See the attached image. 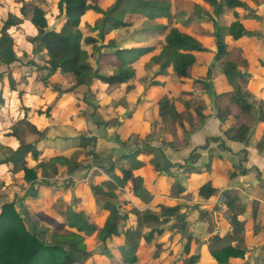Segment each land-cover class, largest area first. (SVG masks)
<instances>
[{
  "label": "trees",
  "instance_id": "16d2710c",
  "mask_svg": "<svg viewBox=\"0 0 264 264\" xmlns=\"http://www.w3.org/2000/svg\"><path fill=\"white\" fill-rule=\"evenodd\" d=\"M5 2L11 10L0 30V64L11 66L19 61L20 51L15 33L26 24L34 32L29 41L34 45L33 51L41 54L45 60L44 69L48 74L39 80L43 92L38 95L46 108L38 107L35 110L37 117L53 119L54 106L68 96L74 97V101L80 100L81 89H85L82 97L84 102L93 88L104 89L105 95L112 100L119 97L113 107H105L112 112L116 105V110L121 109L128 96L137 99L146 96L152 89H159L151 99L143 102L145 116L148 123L154 122L156 129L161 126L165 142L173 149H185L193 132L202 128L213 113L226 126L223 137L230 142L248 145L254 130L261 131L257 148L264 152V99L253 102L254 95L249 91L253 80L249 71L251 63L244 52V46L253 40H260V35L254 28L245 25L243 14L237 11L250 10L244 0H116L107 7L103 6V0H57V17L64 16V20L55 29L50 28L48 13L51 9L47 8L46 0ZM4 7L0 5V8ZM251 15L260 20V16L252 12ZM92 17L96 18L94 23L87 21ZM140 19H146L144 31L149 34V44L122 48L116 38H111L106 47L114 50L101 52L97 68H94L89 61L92 56L83 49L82 44L93 45L94 52L100 51L101 46L97 47L98 39L95 37L84 36L86 30L97 33L100 40L104 41L114 30L131 27L134 20ZM199 37H213L216 50L207 48ZM23 55L26 53L23 52ZM111 65L115 71L110 75L104 74ZM149 67L156 70L146 80V68ZM199 71L203 74H199ZM219 71L221 76L218 75ZM142 79L146 81L144 85ZM9 82L11 91H16L17 84L12 76H9ZM217 83L226 88L217 93L214 90ZM27 88L23 90V98L24 94H32ZM0 101L4 102L3 98ZM23 108L24 117L13 120L10 132H6L16 147L11 148V155L0 161V165L7 166L10 176L23 174V184L29 186L20 200L24 207L25 198L38 199L35 184L39 180H53L63 170L72 174L85 168L87 163L80 160L81 156L92 157L95 162L99 161L100 156L96 152L95 136H80V151L70 157L47 149L45 140L48 131L32 122L31 107ZM111 117V121H95V125L108 126L117 121L116 116ZM223 137L207 139L202 149L209 150L211 143H219L220 149L227 150ZM116 138L122 146L127 147L119 135ZM148 150L147 147H139L135 153L129 150L128 154L123 152L106 172L111 180L91 185L92 197L100 204V214L108 212L103 225L94 223L92 216L84 210L77 212L68 209L67 225L39 213L41 220L54 225L53 232L50 227L41 226L38 222L29 228L27 220L30 218L28 215L22 218L17 202L5 203L0 213V264H85L95 254L118 264L119 260L114 257L109 246V243L117 239L123 240L120 251L122 264H139L142 244H158L169 232L168 225L173 220L177 222L170 230L188 232L190 223L186 213H181L187 207L185 203L164 207L162 215L151 210L140 211L135 208L125 212L121 209L117 190L129 189L133 199L145 205H150L154 199V193L144 186L143 177L136 174L137 170L145 166L138 157L140 154H148ZM244 155L243 160L247 161V150ZM30 159L36 163L34 166L30 165ZM199 159L200 154L194 152L189 160L196 164ZM123 161L129 166L126 167ZM212 162L211 156L204 169H198L193 164L186 169V173L210 174ZM119 163L121 176L115 173ZM155 166L158 171L162 170L157 163ZM237 167L230 174L231 179L245 176L249 172L244 166ZM185 192L183 186L175 183L170 197L185 199L190 195ZM221 192L208 176L198 188V197L204 202H210ZM223 195V205L214 209L218 215L217 221L206 209L199 211L196 220L206 224L211 235L207 243L208 256L191 252L192 244L201 242L189 234L188 242L181 252L183 257L180 256L182 264H203L205 259L215 264H231L244 260L249 253L246 237L249 220L245 218L248 207L241 203L235 189ZM259 207L260 204L254 202L250 208L252 231L257 239L255 245L264 237V223L258 219ZM130 214L136 216L137 221L129 226L127 222ZM221 219L226 223L227 231L213 235ZM121 222L125 224L121 226ZM64 229L66 231L63 232ZM49 232L52 234L48 242ZM92 238L101 245L100 252L89 249L88 241ZM162 252L159 247L154 259L161 260L165 254ZM178 263L177 258L170 264Z\"/></svg>",
  "mask_w": 264,
  "mask_h": 264
},
{
  "label": "rangeland",
  "instance_id": "374dc122",
  "mask_svg": "<svg viewBox=\"0 0 264 264\" xmlns=\"http://www.w3.org/2000/svg\"><path fill=\"white\" fill-rule=\"evenodd\" d=\"M46 1L48 2L46 4L48 6L47 8L51 9V11L49 10L50 12L48 13L50 28H58L59 25L63 22L64 16L57 17V0ZM113 2L114 0H107L106 4ZM247 2V5L251 7L250 9L252 13L264 16V8L261 7V3L263 2V0H247ZM189 9L192 10L191 7ZM237 11L242 14L244 13L246 18L249 17V14L251 15V13H249L250 11L248 12L247 10L238 9ZM230 12L232 13L233 11ZM2 15L5 16V14ZM6 19L2 20V22L0 21V30L2 29L3 23L6 21ZM95 20L96 18L92 17L88 18L87 21L94 23ZM145 23L146 19L134 20L131 27L114 30L110 35L106 37L104 41L100 40L99 35L97 33H93L91 31L86 30V34L84 36L95 37L96 39H98L97 47L101 46L100 51L94 52L93 45H88L84 42L82 44L83 49H85L92 56L89 61L93 65V67L97 68V59L101 52L109 53L114 50L113 48L106 47L111 38H116V41L122 48H124L126 45H131L134 43L135 44L133 46H143L142 43H144L145 40L149 41V34L144 31ZM249 27L254 28V30H256L260 35V40L255 43L252 42L244 46V52L251 63L249 71L250 73H252L253 76V80L250 83L249 90L255 94L256 100L254 101L257 103L260 101L262 91H264V67H262V63H264V17L261 21L255 20V23H253ZM33 35L34 32L32 30V27L28 24H26L24 28L17 31L15 33V36L16 43L20 51L19 61L12 64L11 66L0 64V98H3L4 100V102L0 101V161L9 157L11 155V148L14 149V147H16L13 139L7 136V133L10 132V127L12 125L13 120L24 117L23 107L25 106H29L33 110L30 115L32 122L36 123L39 128L46 129L48 131L46 137V140H48V144H46L45 140V147L47 149L55 150L57 153L70 157L76 151H80V136H95L97 137L96 151L99 153L98 155H100V159L96 163L92 157L81 156L80 160H83L85 163L90 162V164H92H86L85 168H81L80 170L72 174H69L68 172L63 170L62 173L53 180H39L35 184V189H38L39 193L38 199L25 198L24 207L21 206L24 209V216L26 217L28 215L30 218V220H27L28 227L32 228V224L38 222L41 226L50 227L51 232H53L55 230L54 225L52 226L48 224L49 222L41 220V218L38 216L39 213H44L45 215L54 218L57 222L64 223L65 225H67L66 216L68 209H73L77 212L84 210L92 216L94 223L103 225L104 221L108 216V212L100 214V204L98 200L96 201V199H93L92 197L91 185L100 184L107 179L111 180L110 175L106 172L115 162V160H119V157L123 153L122 147L124 146L119 144V141L116 138L117 135H119L120 138L127 143L126 148L129 151L137 150L139 147L145 149L147 147L149 149L148 154L139 155L138 159L143 161L145 163V166L137 170L136 174L143 177L144 186L154 193L153 201L150 203V205H145L141 201L133 199V196L130 194L129 189H124L122 191L117 190L116 193L118 196V202L122 206V211L128 212L137 208L140 211L151 210L155 214L162 215L164 207H174L178 203L182 202L185 203L187 207L182 209L181 213H186L187 220L190 223L188 227V232L181 233L180 230H170V228H172V225L176 224L177 222L176 220H173L168 225L169 232L162 239H160L158 244L148 245L143 243L139 252L140 263L170 264L178 258V264H182L180 256L183 257L181 252L188 242L189 234H192L193 237L197 238L201 242V244L193 243L191 252L193 254H197L198 252H200L205 256V251L207 250V243L210 240L211 235L207 231V226L203 224V222H200L201 224L199 225V223L192 218V215H196V218H198L199 211L202 209H206L212 213L214 220L217 221L218 215L214 211V209L223 205L224 198H221V195H223L222 192L217 198H215L216 200L214 199L210 201L212 203L209 205V207H205L204 205H202V208L199 207L200 204L197 205L198 203H195V197H198L197 192L195 193V189H191V193H188L190 195L185 199L171 198L170 192L175 183H178L181 186L184 183V179H181L178 174L180 172V169H183V167H185L186 172V169H189L193 164H195V162H191V160H189L191 156L187 159H184V161L181 160V162H183L185 166H180V162L176 163L179 164V166L177 165L173 167V170L170 171L176 175L171 179L170 177H165V175L163 174V170L166 165L168 166V163L170 161L168 149L171 148L172 151L176 152L181 151L183 149L176 150L173 149L172 146H169L168 142H165V138L163 136V129L161 128V126L156 129L154 127V122L148 123L146 120H144V114H141L140 118L137 119L135 115H133L135 109L130 110V108H126L124 112H119L118 110H116L117 105L115 107L114 112L105 109L106 106L113 107L116 103H118L119 97H116L115 100L113 99L114 104H112V98L109 99L105 95L101 96L105 94L104 89L102 88H100L99 90L93 88L92 93L88 94V97H86L87 101L85 102L83 101V93L85 89L79 90L81 97L80 100L73 101L75 99H67L68 97H65L64 99L60 100L54 106L52 112L53 119L51 120L47 119L44 116L40 118L37 117V115L35 114V110L40 106L45 109L46 105L42 104L41 100H37V97H39V95L36 94V87L33 86L35 85L33 83L36 82L37 84H40L41 89H43L40 83L41 81L39 80L45 77L48 74V71L44 69V57L39 53H35L33 51L34 45L29 42L30 38L33 37ZM23 52L26 53V55H23ZM150 68L151 67H149L148 69L146 68L148 71V75L144 77L146 80L147 78L149 79L152 77L151 72L149 73ZM114 71L115 67L111 65L106 68L104 74L110 75ZM218 75L221 76L220 71ZM9 76H12L17 84L16 91L14 92H12L10 89ZM141 82L144 85L146 81L142 79ZM30 83L32 84V86L30 85ZM224 87L226 86L224 85ZM26 88L29 89L32 94H24L23 98V90ZM214 90H216V88H214ZM148 93L146 94V96H148ZM151 96L153 97V95ZM53 99L54 98H52V100ZM141 101L142 97H140V102ZM112 115L117 117V121H114L108 126L102 125L100 127H97L95 125V121H98L100 123L111 121ZM59 127H65L68 130H64V134L53 131V129L57 130V128ZM72 131H74L73 134ZM127 132L129 133L128 135ZM49 133H52L51 136H49ZM75 134L79 136L74 138L73 142L69 136ZM260 135L261 131L255 129L250 139V142L253 143V145H257ZM111 138L114 140V142H117L118 146L113 144ZM206 144L207 142L204 144V146ZM112 145L118 148L110 150ZM189 145L190 141L188 142V146ZM211 145L218 148L217 150L220 149L219 143H211ZM154 150H157L156 154L154 153ZM243 159L244 155L240 153L238 158H234V161H236L237 163L235 165L244 167L247 166V161H244ZM29 163L31 166H34L36 164L31 159L29 160ZM121 163L116 165L117 169L115 170V173L120 176L121 171L119 170V165H121ZM155 163H157L159 167L163 170L158 171L155 166ZM123 164L126 167L129 166L127 162L123 161ZM235 165H232L233 169H225V171L227 170V172L224 171V173L228 174V176L230 177V174L238 169V167ZM234 169L236 170L233 171ZM10 175L11 174L9 173L7 166L0 165V213L2 211L3 205L11 201L17 202V209L19 211V202L21 199H23V195L29 188V186L23 184V174H19L15 177ZM261 179L262 174H259L258 171H254V180H256L257 182L255 184V187H253L255 189V197L264 196V187L262 185L263 180ZM236 191L238 192V195L241 199V203L245 205V194L241 196L240 190L236 189ZM248 194L250 195V193ZM253 203L254 202H252V204ZM258 203L260 204L258 219L261 221V223H264V204L262 202ZM245 206L248 207L249 210L245 214V218L249 220V223L247 225L248 232L246 237L247 242L249 243V247L252 248L249 250V253L247 254L244 260L234 261L231 264H264V237L262 238V240H259L260 243L258 244V246H256L255 241L257 239L254 237L252 231L253 222L251 219L252 213L250 209L252 205ZM197 207L201 209L199 210L197 209ZM129 217L130 220L127 222V225L130 226L136 224V216L130 214ZM219 222L220 220L216 224L217 229L213 235H216L223 231L222 229H219ZM124 224L125 222H121V226ZM66 229H64L63 232L66 231ZM51 232H49L47 236L48 242L50 241V235L52 234ZM159 244H161L162 246H158ZM88 245L91 251L100 252L101 248L99 246L101 245L94 238L89 239ZM122 245L123 240L119 239L109 243L114 257L119 260L118 264H122L120 254ZM159 247L160 249H162V253L164 254L165 252V254L162 255L161 260L158 261L154 259V256L159 251ZM171 257H174V259L171 260ZM253 258L257 260L253 261ZM85 264L115 263H111L106 258H102L98 255L96 256L95 254L92 258L88 259ZM203 264L215 263H213L210 259H205Z\"/></svg>",
  "mask_w": 264,
  "mask_h": 264
},
{
  "label": "crops",
  "instance_id": "0c3cea01",
  "mask_svg": "<svg viewBox=\"0 0 264 264\" xmlns=\"http://www.w3.org/2000/svg\"><path fill=\"white\" fill-rule=\"evenodd\" d=\"M247 4V0H244ZM262 1V0H261ZM107 0H103V6L107 7L109 5H112L116 2V0H114L113 3H107ZM0 5H4V8H0V21L2 22V20H5L6 18H8V15L10 13L11 7L10 5L5 2V0H0ZM249 9L251 8L250 6H248ZM261 7L264 8V0L261 3ZM191 11V9H190ZM251 11V9L249 10ZM248 11V12H249ZM252 12V11H251ZM249 12V13H251ZM2 14H5V16H3ZM244 14V13H243ZM244 16V20L243 22L245 23L246 26H251L253 23H255V17L253 15L249 14V17L246 18L245 14ZM260 16V21L263 19V15H258ZM252 28V27H251ZM203 43L205 44V46L207 48L212 49L213 51L216 50V46H215V41L213 37H199ZM252 42H257V41H252ZM251 42V43H252ZM135 44V43H134ZM134 44L131 45H126L124 48L126 47H131ZM143 46H147L149 44L148 40H145L144 43H142ZM147 70V69H146ZM155 68L151 67L149 73L151 72V74H155ZM105 72V71H104ZM199 74H203V72L199 71ZM54 79H56V77H54ZM253 79V76H252ZM220 80V79H219ZM35 85H33L34 87H36V94H41L43 91L40 87V84H37L36 82L33 83ZM30 85L32 86V84L30 83ZM252 85V84H251ZM215 88H216V92H220L222 90H224L223 84L217 83L215 84ZM41 90V91H40ZM159 89H152L150 90V92L148 93V96H142V101L144 100L147 101L149 99L152 98L151 95H154L158 92ZM250 91V90H249ZM251 92V91H250ZM252 93V92H251ZM254 95V100H256L255 98V94L252 93ZM105 94L101 95L104 96ZM106 96V95H105ZM37 100H41V96L39 95V97H37ZM67 99H74V97L68 96ZM106 99V97H105ZM111 99V98H109ZM264 99V91H262L260 100ZM253 100V102H255ZM74 101V100H73ZM140 102V98H133L132 96H128L126 104L121 107V109H119L118 111H122L124 112L126 110V108H130V110L135 109L133 115H135V117L137 119L140 118L141 114H144V120L147 121V117L145 116V109L143 107V103ZM264 127V125H262ZM226 126H223L221 124V122L219 121V119H217V117L212 113V115L210 117H208L207 121L205 122L204 126L202 128H200L199 130L193 132V134L191 135V140H190V145L181 150V151H172L171 148H169V156H170V161L168 163V166L166 165V167L163 170V174L165 175V177H170L173 178L176 174L170 172L171 170H173V167L175 166H179V164H176L178 162H180V166L184 165L182 161H184V159H187L191 156V154L193 152L199 153L200 154V159L198 160V162H196L195 167L198 169H204L208 164L210 157H213V162H212V172L210 174L208 173H204L202 175H197V174H185V168L183 167V169H180L179 177L182 179H184V183L182 184V186L185 188L186 192L185 194L191 193V189H195V193L197 192L198 194V188L199 186L204 182V180H206L208 178V176H210L211 180L213 181V183L221 189L222 194L230 189H237L240 190V194L241 196L243 194L244 195V199H246V201H244V204L247 206L252 205V202H262L264 204V196L261 197H255L254 195V188L255 184L257 183L256 180H254V171H258L259 174H262V185L264 187V152H262L261 150H259L257 148V145H253V143L249 142L248 145L242 144V143H236V142H230L227 139H225L223 137V131L225 130ZM71 129V128H69ZM64 130H68L65 127H59L56 129H53L54 132H60L64 134ZM67 132V131H65ZM74 133V131H72V134ZM52 133H49V136H51ZM129 133L127 132V135ZM79 135H70L69 137L72 139L76 138ZM216 136H222L224 141H225V145L227 150H222L218 148H216L215 146H210L209 150H203L202 147L204 146V144L207 142V138H212V137H216ZM125 138V136H124ZM113 144L117 145V142H114V140L111 138ZM48 140H46V144H48L47 142ZM52 141V140H51ZM74 142V141H73ZM119 143V142H118ZM120 144V143H119ZM118 146V145H117ZM125 147V146H124ZM122 147V152H125L126 154L129 153V151L127 150V148ZM117 149L116 146L112 145V147L110 148V150L113 149ZM247 150L248 151V155H247V166H245V168H247L249 170L248 174L245 176H239L235 179H230V177L228 176V174H225L224 171L225 169L228 170L229 169H233L232 165L237 164L236 161H234V158H238L239 154L242 153L244 155V151ZM132 151V150H130ZM137 150H133V152L135 153ZM213 151V152H212ZM97 152V151H96ZM157 150H154V153L156 154ZM97 154H99L97 152ZM100 156V155H99ZM245 156V155H244ZM97 163V162H96ZM87 164L91 165L90 162H88ZM236 166V165H235ZM163 168V167H162ZM236 169H234L233 171H235ZM185 172V173H184ZM227 172V171H225ZM175 179V178H174ZM247 192V193H246ZM250 193V195L248 194ZM216 200V199H215ZM195 203H198L197 205L200 204L199 207H201L202 205H204L205 207H209V205L212 202H204L202 201L199 197H195ZM244 205V206H245ZM199 207H197V209H199ZM202 208V207H201ZM200 208V209H201ZM217 208V207H216ZM199 209V210H200ZM192 215V214H191ZM199 216V215H198ZM197 216L192 215V218L194 220H197L198 218H196ZM191 218V217H190ZM199 225L201 224L200 222H198ZM204 224V223H203ZM206 225V224H205ZM204 225V226H205ZM220 227L219 229H222L224 232L227 231V227H226V223L224 222V220H220L219 224ZM249 244V243H248ZM258 246V245H256ZM250 248V247H249ZM252 248V247H251ZM250 248V249H251ZM205 255L208 256L207 250L205 251ZM258 258V257H257ZM257 260L255 258H253V261Z\"/></svg>",
  "mask_w": 264,
  "mask_h": 264
},
{
  "label": "water",
  "instance_id": "95a60500",
  "mask_svg": "<svg viewBox=\"0 0 264 264\" xmlns=\"http://www.w3.org/2000/svg\"><path fill=\"white\" fill-rule=\"evenodd\" d=\"M221 198H224V195H221ZM19 214L22 216V218H25L24 216V209L21 207V203H19Z\"/></svg>",
  "mask_w": 264,
  "mask_h": 264
}]
</instances>
